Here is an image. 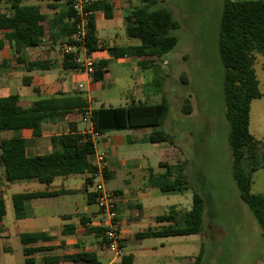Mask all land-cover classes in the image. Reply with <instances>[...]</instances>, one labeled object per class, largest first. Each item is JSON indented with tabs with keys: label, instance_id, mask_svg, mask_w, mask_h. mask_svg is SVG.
<instances>
[{
	"label": "trees",
	"instance_id": "obj_1",
	"mask_svg": "<svg viewBox=\"0 0 264 264\" xmlns=\"http://www.w3.org/2000/svg\"><path fill=\"white\" fill-rule=\"evenodd\" d=\"M52 6L63 1L64 8L53 16L49 28L51 43L58 39L56 30L61 31L64 42L71 43L74 31L75 14L71 7L72 0H51ZM160 0H140V5L126 15V35L138 40L137 44L114 45L106 47L112 58H137L138 66L147 68L161 60L165 53L176 45V36L172 31L178 22L165 7L158 6ZM9 14L0 11V48L3 40L15 42L14 53L19 55L25 48H34L42 44V37L47 29L48 17L38 7L24 4L21 0H0ZM89 12V25L86 35L88 53L103 47L95 36L93 14L102 11L106 18L112 16V8L106 0H92L86 7ZM218 52L224 68L223 82L225 93L226 120L229 126L228 140L232 156V176L235 180L240 199L252 212L261 234L264 236V195L251 191L253 172L264 166V143L249 131L250 107L254 99L262 93L255 73V53H264V0H224L218 26ZM19 59V56H18ZM42 61L27 62L30 70L42 67ZM104 62H95L92 80H102ZM63 67L78 69L71 54L63 55ZM163 76L155 75L152 84L161 89ZM169 105L162 96L160 102L146 103L131 99L124 106H104L90 109L92 129L99 134L110 130L150 129L149 142H164L175 146L174 139L161 129ZM76 111L84 115L88 111L87 100L82 95L57 96L38 99L28 106L19 103L17 94L0 97V131L11 130L14 135L0 139V167L6 181L33 179L49 184L56 177L82 175L85 185L91 181L96 171L93 164L94 142L88 132H81L72 127L65 133L51 137L52 149L42 155L26 153L27 139L20 135L21 130L31 131L33 136L42 132L43 122L52 118H61ZM183 113L191 112L189 100H184ZM260 150H262L260 152ZM162 171L151 177L153 187L161 193L185 192L191 189L185 174L186 161L159 163ZM104 176L106 172L104 171ZM94 198V194L90 193ZM48 192L17 193L11 197L14 210L21 211L24 203L32 198L49 196ZM95 200V199H94ZM204 199L192 189V204L188 210L175 207L157 216L161 227L141 231L134 236L163 237L201 233L203 230ZM5 215V203L0 196V234L1 221ZM97 231L104 237V228ZM43 233H22L19 235L23 244L45 238ZM38 248H23L28 255ZM202 252L194 259L193 264H200ZM69 261H84L87 264H101L93 252H80L65 257ZM32 260L25 259L29 264ZM118 264H132V256L123 255Z\"/></svg>",
	"mask_w": 264,
	"mask_h": 264
},
{
	"label": "rangeland",
	"instance_id": "obj_2",
	"mask_svg": "<svg viewBox=\"0 0 264 264\" xmlns=\"http://www.w3.org/2000/svg\"><path fill=\"white\" fill-rule=\"evenodd\" d=\"M223 2L160 0L158 6L167 8L178 22L172 31L177 39L174 48L147 68L109 63L104 87L92 92L96 98L93 107L101 102L105 106H124L131 99L157 103L163 96L169 109L161 129L171 134L175 146L162 143L170 154L160 155L158 151L164 148L157 147L148 154V162L159 172L160 157L170 163L186 161L185 174L191 189L181 193L159 192L146 205L157 213L168 212L175 206L189 209L192 189L204 199L201 233L131 239L125 251L134 254V264H193L200 252V264H264V236L252 212L240 199L232 176L224 68L218 52ZM133 5H140V0H133ZM254 69L262 96L251 102L249 131L264 143V53H255ZM155 75L164 77L160 90L152 84ZM9 93L14 92L0 89L2 96ZM101 98L106 100L100 101ZM184 100H189L190 113L182 112ZM84 126L80 121L79 127ZM124 178L122 171H116L106 187L124 188ZM251 191L264 195V166L253 172ZM72 199L69 195L62 197L67 202ZM7 243L11 250L0 255V264L22 262L19 241L12 237ZM110 256L109 253L108 259ZM106 258L99 256L104 262Z\"/></svg>",
	"mask_w": 264,
	"mask_h": 264
},
{
	"label": "crops",
	"instance_id": "obj_3",
	"mask_svg": "<svg viewBox=\"0 0 264 264\" xmlns=\"http://www.w3.org/2000/svg\"><path fill=\"white\" fill-rule=\"evenodd\" d=\"M21 1L24 4L35 5L48 17L45 23L47 31L42 37L40 46L25 48L16 55L13 50L15 42L4 39L3 46L0 48V89L14 92L9 94H17L22 106H28L43 98L82 95L87 100L90 111L93 108L92 101L96 99L92 92L104 87L109 63L114 62L118 67H139L137 58H112L106 49L108 46L138 43V40L126 35L125 17L139 6L133 5V0H106L112 8L110 18H106L102 11H95L93 14L94 33L103 47L90 54L96 63H105L102 80H92L91 76L88 77L79 72V68L63 67L65 54L63 47L67 42H64L61 31L56 30L58 39L55 43L50 42L49 21L64 8L63 1L57 2L54 6L51 0ZM0 11H6L9 14L11 9L5 8V3L2 2ZM2 37L3 31L0 30V38ZM33 61H42V67L27 70L26 63ZM103 100L106 98L100 99V101ZM99 105L104 103L101 102ZM82 116L74 111L64 117L47 120L43 122L42 132L38 136H33L30 130H21L20 135L27 139L26 153L42 155L50 152L51 137L67 132L69 123H72L71 126H75L78 131H88L90 124L87 120L84 121ZM80 121L85 125L83 128L79 127ZM148 133L149 129L110 130L94 139L92 161L94 164L97 154L105 155L103 169V172H106L105 184L107 185L109 179L115 176L116 171H122L125 177L124 188H110V190L114 192L117 199V218L122 233L123 253L125 256H132V264L135 262V256L125 251L126 244L131 239L149 238H136L134 234L161 227L164 223L157 222L155 218L166 213H157L150 209L152 207L146 205L160 192L152 186L151 177L162 171L159 163L163 161L161 157L157 161V167L160 169L158 172L149 165L148 154L155 151L157 147L164 148L162 144L164 142H149L146 139ZM13 135L14 132L11 130L0 131V139L10 138ZM167 148L166 145L162 152L158 151L160 155L163 153L169 155L170 150ZM130 153L132 156H126ZM34 192H48L51 195L27 200L22 210L16 213L11 201L12 195ZM90 193V188L85 185L82 175L56 177L49 184L33 179L6 181L0 167V196L5 203V215L1 221L0 255L11 250L7 241L14 237L19 241L22 253V262L19 264H27L26 258L32 260L29 264H87L84 261H69L65 258L80 252H93L96 259L104 264L105 262L100 260L99 256L105 255L108 260L109 252L101 234L97 231V228L101 227L102 215ZM65 195L73 196V199L68 202L63 201L62 197ZM175 208L182 211L188 210L176 206ZM22 233H43L46 237L23 244L19 238ZM24 247L39 250L26 255L23 253Z\"/></svg>",
	"mask_w": 264,
	"mask_h": 264
},
{
	"label": "built area",
	"instance_id": "obj_4",
	"mask_svg": "<svg viewBox=\"0 0 264 264\" xmlns=\"http://www.w3.org/2000/svg\"><path fill=\"white\" fill-rule=\"evenodd\" d=\"M92 0H72L71 7L75 14L76 20L74 31L71 36V43H66L63 52L71 54L73 61L78 65L81 73L85 76H91L95 70V61L87 51L86 35L89 25V12L86 7ZM84 121L89 122L88 132L94 142L100 134L93 131L92 121L89 110L82 116ZM96 171L92 174V178L88 187L90 192L94 194L95 203L102 215L100 221L101 227L104 228V237L106 239V248L111 254L104 264H118L124 255L121 246L122 233L117 218V199L112 190L106 187L104 177L105 155L103 153L95 155Z\"/></svg>",
	"mask_w": 264,
	"mask_h": 264
}]
</instances>
